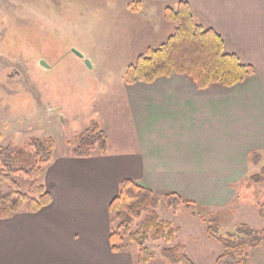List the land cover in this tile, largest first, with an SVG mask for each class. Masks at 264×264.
I'll return each instance as SVG.
<instances>
[{
  "label": "crops",
  "instance_id": "obj_1",
  "mask_svg": "<svg viewBox=\"0 0 264 264\" xmlns=\"http://www.w3.org/2000/svg\"><path fill=\"white\" fill-rule=\"evenodd\" d=\"M111 1L132 15L188 4L195 22L214 30L225 52L255 75L206 90L181 75L126 85L135 152L54 154L41 178L50 204L0 220V264H133L131 253H113L109 245V206L122 181L158 195L173 191L210 209L215 197L224 208L234 192L226 182L264 168V0ZM251 154L259 155L258 164L249 163Z\"/></svg>",
  "mask_w": 264,
  "mask_h": 264
},
{
  "label": "rangeland",
  "instance_id": "obj_2",
  "mask_svg": "<svg viewBox=\"0 0 264 264\" xmlns=\"http://www.w3.org/2000/svg\"><path fill=\"white\" fill-rule=\"evenodd\" d=\"M165 9L132 15L111 0H0V147L12 146L18 167L38 164L35 141L53 140L52 156L70 154L77 138L94 125L105 134L111 152H135L124 75L138 56L160 47L173 34L176 24L165 19ZM252 173L226 182L234 192H229L230 203L224 208L215 197L210 203L217 207L210 209L173 191L153 192L158 219L170 222L178 232L170 244L145 242L153 256L149 264H164L161 251L175 245L185 247L193 264H214L224 250L208 237L209 220L225 239L240 225L264 230V181H250ZM42 174L36 179L12 176L16 192L36 198ZM167 194L199 205L197 216L184 206L167 208L163 201ZM145 218L142 215L123 236L121 253H131L133 264L139 250L130 237ZM119 223L120 219L111 220L112 229ZM244 250L249 264H264V245Z\"/></svg>",
  "mask_w": 264,
  "mask_h": 264
},
{
  "label": "trees",
  "instance_id": "obj_3",
  "mask_svg": "<svg viewBox=\"0 0 264 264\" xmlns=\"http://www.w3.org/2000/svg\"><path fill=\"white\" fill-rule=\"evenodd\" d=\"M165 19L176 24L173 34L160 47L147 49L126 69L124 75L126 85L151 84L162 77L181 75L186 76L197 89L206 90L213 86L231 88L255 75L252 66L243 63L237 55L225 52V43L214 30L204 29L195 22L188 4L179 3L173 8H166ZM33 145L37 150L35 157L38 158V164L31 168L17 166L12 146L0 147V220L9 219L22 209L29 213L38 212L51 202L49 193L41 184L37 185V196L33 198L16 192L18 185L11 179L17 174L36 179L51 161L53 140L35 141ZM107 147L105 134L94 125L77 138L71 155L74 158H89L95 151L104 154ZM259 160V155L251 154L249 163L258 164ZM250 181L255 183L264 181V168L260 174L250 176ZM163 201L167 208L176 209L184 206L192 217L197 216L195 208L199 205L184 201L177 194H167ZM157 207L158 199L153 192L134 181H122L117 197L109 206L111 220L120 219L119 226L111 229L109 235L111 251L113 253L122 251L123 236L142 215H146L145 220L141 222L139 231L130 237L139 250L136 264H149L152 260V254L144 248L147 240L173 243L178 229L170 222L158 219L155 212ZM209 221L212 226L206 230L208 237L224 250L214 264H249L244 248L255 249L264 245V230H254L240 225L235 229V234H228L225 239L219 236L218 227ZM161 259L164 264H193L183 245L164 248L161 251Z\"/></svg>",
  "mask_w": 264,
  "mask_h": 264
},
{
  "label": "water",
  "instance_id": "obj_4",
  "mask_svg": "<svg viewBox=\"0 0 264 264\" xmlns=\"http://www.w3.org/2000/svg\"><path fill=\"white\" fill-rule=\"evenodd\" d=\"M73 52H74L75 54H77L79 57L84 58V56H83L82 54H79V53L76 52L75 50H73ZM85 62H86V64L90 67V63H89V61H88V60H85ZM41 64H43V62H41Z\"/></svg>",
  "mask_w": 264,
  "mask_h": 264
}]
</instances>
